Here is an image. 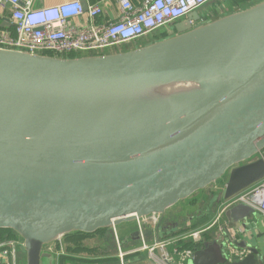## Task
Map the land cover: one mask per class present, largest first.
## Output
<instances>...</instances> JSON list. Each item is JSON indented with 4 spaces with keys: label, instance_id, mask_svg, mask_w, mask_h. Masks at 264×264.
Instances as JSON below:
<instances>
[{
    "label": "water",
    "instance_id": "obj_1",
    "mask_svg": "<svg viewBox=\"0 0 264 264\" xmlns=\"http://www.w3.org/2000/svg\"><path fill=\"white\" fill-rule=\"evenodd\" d=\"M151 35L163 37L73 56L0 46V230L14 264H57L75 234L103 231L118 250L117 228L132 222L125 238L151 246L180 224L162 223L167 213H202L205 199L212 219L264 178V0L197 9ZM232 206L222 213L246 228L253 210ZM243 231L225 228L185 262L264 263L253 247L227 251L244 249Z\"/></svg>",
    "mask_w": 264,
    "mask_h": 264
},
{
    "label": "built area",
    "instance_id": "obj_2",
    "mask_svg": "<svg viewBox=\"0 0 264 264\" xmlns=\"http://www.w3.org/2000/svg\"><path fill=\"white\" fill-rule=\"evenodd\" d=\"M116 1L119 17L98 23L96 18L101 8L97 4L84 10L79 0H62L53 4H46L45 0H0V21L7 17L11 23L10 29H0V46L62 56L98 53L136 41L200 9L210 0H144L139 8H135L131 0ZM83 15L87 20L81 23L79 18ZM236 202L247 204L253 213L264 217V178L221 207L224 205V210ZM152 221L156 222V217H152ZM167 244L168 241L162 240L147 247L154 264H169L170 255L164 250ZM157 248L161 249V256H155ZM0 249L7 264H14V242L0 243ZM174 252L182 262L192 254L189 249ZM240 255H243L242 251Z\"/></svg>",
    "mask_w": 264,
    "mask_h": 264
},
{
    "label": "crops",
    "instance_id": "obj_3",
    "mask_svg": "<svg viewBox=\"0 0 264 264\" xmlns=\"http://www.w3.org/2000/svg\"><path fill=\"white\" fill-rule=\"evenodd\" d=\"M62 0H45L46 4H53ZM87 6L97 4L101 8L100 15L97 16L96 21L98 23H106L111 20H115L120 15V9L116 0H85ZM144 0H131L132 5L135 8L142 6ZM229 0H226V5L228 6ZM219 4V3H218ZM206 6L200 8L204 9ZM207 17V16H206ZM81 23L86 22L87 17L83 15L79 18ZM11 28V27H10ZM9 28V29H10ZM205 200V199H204ZM203 200V201H204ZM203 203V202H202ZM203 205V204H201ZM190 209L184 210L180 213L179 217H175V214L172 212L167 213L162 223L179 221L180 224L175 226H168V229L164 232L166 234L160 235V241L166 240L168 244L165 246L164 250L167 251L170 255L169 264H187L185 261L182 262L179 258V255L175 254L174 250H177V247L183 248L179 250H184L185 245L188 243H196L202 247L212 246L213 242L217 239L223 240L222 231L227 228L230 232V235L233 237L235 230L240 229L243 231V241L249 247L256 249L257 253L263 257L264 261V217L260 216L257 213H253L246 219V228L239 226L240 224L232 223L230 219L232 217H226L224 214H221L224 205L221 207L219 212L214 215L212 219H207L209 212L204 205L202 213L192 210V207H198L195 203H190ZM200 206V205H199ZM193 208V209H194ZM198 209V208H197ZM196 209V210H197ZM198 211V210H197ZM149 220V221H148ZM205 221L204 225L197 226V223ZM156 222L152 221V218L144 220L141 222V225L149 224L154 226ZM138 225V224H137ZM140 225V224H139ZM136 223H126L117 228V239L119 242V249L117 250L114 244H112L108 239L103 237V231L96 232L94 234L87 235L89 247H86L90 254L88 256H83L82 258L87 259V264H154L155 261L149 255L148 248L149 246H143L142 248H136V242L131 238H125L126 235L134 229ZM166 227V226H165ZM167 230V231H166ZM163 232V233H164ZM79 235V234H75ZM69 235V236H75ZM68 237V236H66ZM65 237V238H66ZM64 238V239H65ZM235 238V237H233ZM63 239V241H64ZM237 239V237H236ZM238 240V239H237ZM62 241V245H63ZM224 241V240H223ZM242 241V240H238ZM86 243V244H87ZM154 244V243H153ZM181 244V245H176ZM198 248V249H200ZM86 249V250H87ZM226 249L228 252L233 255H240V251L243 252V255L247 253L245 249L240 250V248H234L233 245H229L226 241ZM1 251V249H0ZM193 252V250H191ZM64 253L63 247L61 250L57 249V264L58 255ZM72 256H79L78 254L71 252ZM155 256H161L162 251L160 248L155 249ZM172 255V256H171ZM81 257V256H80ZM79 257V258H80ZM0 264H7L5 256L0 253ZM264 264V263H259Z\"/></svg>",
    "mask_w": 264,
    "mask_h": 264
},
{
    "label": "rangeland",
    "instance_id": "obj_4",
    "mask_svg": "<svg viewBox=\"0 0 264 264\" xmlns=\"http://www.w3.org/2000/svg\"><path fill=\"white\" fill-rule=\"evenodd\" d=\"M251 0H229L230 3H228L229 5L225 6L226 8H224V6H222V4H217L216 6L215 5H209L206 9L211 11L212 12V15H217L219 13H222L224 11L227 10V8H231V7H234V6H238V7H241V6H244V5H247L250 3ZM147 36V35H146ZM163 37V35H150L148 34L147 37H142L136 41H133V42H130V43H123V44H119L117 46H114V47H111L109 49H106L108 51H115V50H124V49H128V48H133L135 46H138V45H142V44H145L147 42H151L155 39H158V38H161ZM105 51V50H104ZM103 52V51H102ZM251 212V209L250 207L245 204V203H242V202H236L233 206H232V209H231V214L233 217H239L240 215H249V213ZM88 238V236H87ZM88 242V239H86V237L84 238H80L79 241L77 243H81L83 245V247H89L90 244L87 243ZM87 243V244H86ZM239 245L244 248V249H247L249 250L250 248H248V246H246V244L241 241L239 243ZM87 249V248H86ZM74 253L78 254L79 256H88L90 254V252L87 250H79V251H74V248L72 249Z\"/></svg>",
    "mask_w": 264,
    "mask_h": 264
},
{
    "label": "trees",
    "instance_id": "obj_5",
    "mask_svg": "<svg viewBox=\"0 0 264 264\" xmlns=\"http://www.w3.org/2000/svg\"><path fill=\"white\" fill-rule=\"evenodd\" d=\"M230 3V2H228ZM95 54V53H92ZM73 56V55H71ZM87 237V235H75V236H68L64 239L63 241V250L64 253H60L58 255V263L59 264H87V259L82 258L80 256H72L71 252H73V248L74 251H79V250H86V247H83V245L81 243H77L79 241L80 238H84ZM13 237L11 236V233L9 231H5V230H0V243H6L9 241H12ZM6 241V242H3ZM13 242V241H12ZM176 245H181V244H176ZM201 246L196 244V243H188L187 245H185L184 249H189V250H193V249H198ZM178 249H183L180 247H177ZM80 257V258H79Z\"/></svg>",
    "mask_w": 264,
    "mask_h": 264
},
{
    "label": "flooded vegetation",
    "instance_id": "obj_6",
    "mask_svg": "<svg viewBox=\"0 0 264 264\" xmlns=\"http://www.w3.org/2000/svg\"><path fill=\"white\" fill-rule=\"evenodd\" d=\"M222 4V6H224V8H226L225 6H226V1H221V2H219V4ZM209 6V5H208ZM208 6H206L204 9H199V12L203 15V16H210V15H212V12L211 11H209V10H207L206 8L208 7ZM205 201L206 200H204L203 201V207H204V205L206 206V208L208 209V204L206 203V204H204L205 203Z\"/></svg>",
    "mask_w": 264,
    "mask_h": 264
}]
</instances>
